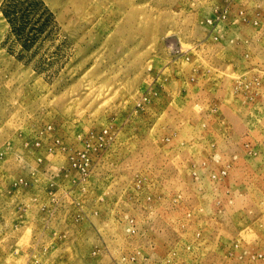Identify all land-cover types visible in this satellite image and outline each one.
I'll use <instances>...</instances> for the list:
<instances>
[{
    "label": "rangeland",
    "instance_id": "rangeland-1",
    "mask_svg": "<svg viewBox=\"0 0 264 264\" xmlns=\"http://www.w3.org/2000/svg\"><path fill=\"white\" fill-rule=\"evenodd\" d=\"M0 264H264V0H0Z\"/></svg>",
    "mask_w": 264,
    "mask_h": 264
}]
</instances>
